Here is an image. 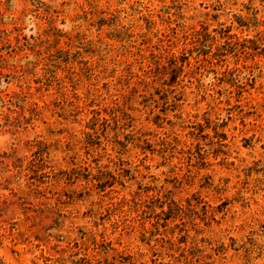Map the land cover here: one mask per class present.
<instances>
[{
	"label": "rangeland",
	"instance_id": "obj_1",
	"mask_svg": "<svg viewBox=\"0 0 264 264\" xmlns=\"http://www.w3.org/2000/svg\"><path fill=\"white\" fill-rule=\"evenodd\" d=\"M0 264H264V0H0Z\"/></svg>",
	"mask_w": 264,
	"mask_h": 264
}]
</instances>
